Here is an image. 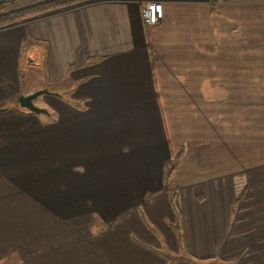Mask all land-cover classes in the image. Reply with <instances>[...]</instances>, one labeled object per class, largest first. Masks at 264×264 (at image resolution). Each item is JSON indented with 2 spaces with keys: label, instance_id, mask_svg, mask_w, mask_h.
<instances>
[{
  "label": "crops",
  "instance_id": "0c3cea01",
  "mask_svg": "<svg viewBox=\"0 0 264 264\" xmlns=\"http://www.w3.org/2000/svg\"><path fill=\"white\" fill-rule=\"evenodd\" d=\"M145 1L0 28V264H264V0Z\"/></svg>",
  "mask_w": 264,
  "mask_h": 264
},
{
  "label": "trees",
  "instance_id": "16d2710c",
  "mask_svg": "<svg viewBox=\"0 0 264 264\" xmlns=\"http://www.w3.org/2000/svg\"><path fill=\"white\" fill-rule=\"evenodd\" d=\"M83 1L87 0H0V28Z\"/></svg>",
  "mask_w": 264,
  "mask_h": 264
},
{
  "label": "rangeland",
  "instance_id": "374dc122",
  "mask_svg": "<svg viewBox=\"0 0 264 264\" xmlns=\"http://www.w3.org/2000/svg\"><path fill=\"white\" fill-rule=\"evenodd\" d=\"M159 1L160 0H146L144 2V4H146V3H156V2H159ZM211 1L212 2H215L214 0H211ZM217 1H222V0H217ZM76 4H78V3H76ZM30 81H31L30 82V84H31V87L30 88H36V87H38L42 83V74L39 71H37V70L34 71L32 73V75H31V77H30ZM37 91H39V90H37ZM48 98H51V100L53 101V98L51 96L41 95L34 102H35V104L38 107L45 108L48 111L49 110V106L47 105V107H45V104L42 101L44 99L47 100ZM52 106L54 107V104H52ZM179 117L181 118V116H179ZM47 120H48V122H50V119L49 118H47ZM179 125H182L181 119L177 120L175 123H172L170 121V127H172V128H178ZM171 141H173L174 143H173V146H172V148H173V154L170 153V178L172 176H174V177H180V174H181L182 171H181L180 168H178L177 162L180 161L181 160V157H182V150H183L182 149L183 147L181 148V146H182V144H181L182 143V134L180 132H179V134L174 133L173 136H171Z\"/></svg>",
  "mask_w": 264,
  "mask_h": 264
},
{
  "label": "water",
  "instance_id": "95a60500",
  "mask_svg": "<svg viewBox=\"0 0 264 264\" xmlns=\"http://www.w3.org/2000/svg\"><path fill=\"white\" fill-rule=\"evenodd\" d=\"M49 93L50 92L48 89H44L36 91L29 95H21L18 99L19 106L36 114H48V111L45 108L38 107L34 101L41 95Z\"/></svg>",
  "mask_w": 264,
  "mask_h": 264
},
{
  "label": "built area",
  "instance_id": "2783aa9c",
  "mask_svg": "<svg viewBox=\"0 0 264 264\" xmlns=\"http://www.w3.org/2000/svg\"><path fill=\"white\" fill-rule=\"evenodd\" d=\"M142 18L145 25H152L159 21V2L143 5Z\"/></svg>",
  "mask_w": 264,
  "mask_h": 264
}]
</instances>
